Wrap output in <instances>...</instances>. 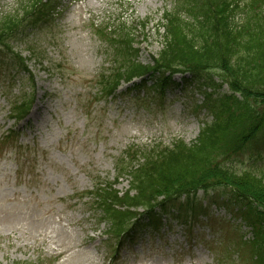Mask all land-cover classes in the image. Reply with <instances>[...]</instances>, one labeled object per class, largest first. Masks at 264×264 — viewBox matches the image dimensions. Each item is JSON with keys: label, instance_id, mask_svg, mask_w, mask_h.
<instances>
[{"label": "rangeland", "instance_id": "obj_1", "mask_svg": "<svg viewBox=\"0 0 264 264\" xmlns=\"http://www.w3.org/2000/svg\"><path fill=\"white\" fill-rule=\"evenodd\" d=\"M199 3L54 0V14L9 39L14 53L0 45V264H264V215L228 188L199 191L191 208H181L185 224L143 231L119 248L86 195L115 179L117 161L129 149L192 143L212 120L202 106L203 75L175 76L163 98L132 83L113 98L99 95L103 75L117 66L113 34L119 27L134 33L139 60L149 63L163 47L164 11L182 7L191 18L188 9ZM28 4L0 0V20ZM245 13L238 9L233 21L242 23ZM30 89L32 109L16 122L11 109ZM219 92L229 93L227 85ZM10 128L18 136L4 139ZM229 165L238 173H263L264 132ZM129 183L124 175L116 187L125 191Z\"/></svg>", "mask_w": 264, "mask_h": 264}, {"label": "trees", "instance_id": "obj_2", "mask_svg": "<svg viewBox=\"0 0 264 264\" xmlns=\"http://www.w3.org/2000/svg\"><path fill=\"white\" fill-rule=\"evenodd\" d=\"M195 1L200 3L188 9L191 18L184 17L182 7L164 11L163 47L149 63L139 60L134 33L126 31L124 24L113 34L117 66L103 75L101 97L113 98L124 83H132L133 89L152 87V93L157 91L163 98L175 76L203 75L200 78L208 84H203L206 100L202 106L212 115L192 143L179 139L167 146L129 149L117 161L115 179L86 193L92 200L91 209L107 225V239H115L117 248L143 231L152 235L175 223L185 224L181 208L190 207L192 197L201 190L209 194L228 188L236 200L256 204L264 215V172L238 173L229 165L264 132V0H250L243 6L236 0ZM53 2L29 0L21 14L0 20V45L14 53L9 39L23 25L54 14V8L49 9ZM240 8L247 17L236 23L233 17ZM16 57L21 59L17 53ZM23 68L28 74L25 63ZM224 85L229 93L219 92ZM34 101L30 89L13 105L11 118L24 120ZM12 136L18 133L10 128L3 138ZM124 175L130 177L125 191L116 187Z\"/></svg>", "mask_w": 264, "mask_h": 264}]
</instances>
